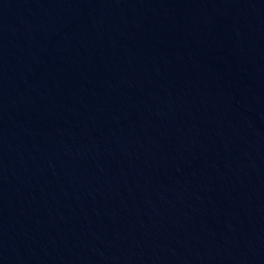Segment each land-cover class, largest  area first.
<instances>
[{"label":"water","instance_id":"95a60500","mask_svg":"<svg viewBox=\"0 0 264 264\" xmlns=\"http://www.w3.org/2000/svg\"><path fill=\"white\" fill-rule=\"evenodd\" d=\"M0 264H264V0H0Z\"/></svg>","mask_w":264,"mask_h":264}]
</instances>
